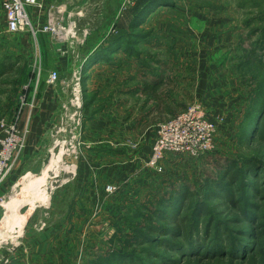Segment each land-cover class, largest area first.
Returning a JSON list of instances; mask_svg holds the SVG:
<instances>
[{
	"label": "rangeland",
	"instance_id": "374dc122",
	"mask_svg": "<svg viewBox=\"0 0 264 264\" xmlns=\"http://www.w3.org/2000/svg\"><path fill=\"white\" fill-rule=\"evenodd\" d=\"M134 1L136 8L143 3ZM125 2L110 0L112 9H102L101 4L96 8L98 0H88L82 10L71 7L67 21L60 17L67 30L71 28L67 40L55 42L40 28L36 35L8 31L0 0V124L3 119L12 122L21 112L19 130L25 133L28 128V143L39 105L34 87L46 70L59 71L60 84H67L68 92L67 106L59 111L67 115L50 131L59 152L46 154L43 168L24 173L19 185L0 197V264L17 256L24 257L27 264L33 257L46 258L47 254L36 251L35 243L66 237L67 264H95L109 253L113 257L140 253L141 246L129 240L142 231L146 233L143 229L154 217L159 222L157 214L163 204L184 192L193 197L187 213L192 217L188 222L193 227L192 241H202L211 248L220 241L228 242L230 232L238 241L247 238L254 244L245 257L236 260L226 253L224 258L207 257L206 247L198 248L206 252L199 253L202 259L183 264H264L262 257L255 255L256 242L264 244V169L257 178L243 174L232 180L230 187L239 197L236 206L221 203V197H211L215 182L229 171L227 166L241 161V167L252 157L264 162V143L246 142L241 136L257 123L253 122L257 115L253 109L258 89L264 87V0H170V5L158 7L136 23L132 33H145L147 38L134 42L125 30L130 29L131 14L138 8L126 9ZM119 8L121 14L126 13L128 29L118 32L120 26L100 28L92 24ZM101 29L104 39L120 33L131 42L109 58L89 62L91 57L83 56L82 51L86 44L81 38L80 45L76 44L77 37H85L84 30L97 34ZM41 37L49 45L56 43L58 51L67 47L75 50L68 66L67 59L57 52L54 58L44 57ZM130 45L132 49H128ZM48 60L57 65L51 63L47 68ZM58 61H64L62 69ZM78 80L84 92L81 105L75 104ZM23 95L27 96L24 105L20 100ZM194 109L215 125L212 149L196 157L185 151L162 150L163 159L153 167L159 129ZM63 148L65 152H60ZM24 150L14 153L9 170L0 169V183L13 172ZM81 160L109 165L104 169L109 175L97 179L101 186H96L95 173L89 178L91 182L94 179L95 186L79 185ZM227 181L225 178L223 185ZM244 181L260 188L257 197L252 190L246 193L249 201L259 205L258 216L250 223L243 211H254L246 205ZM80 192L95 200L81 201ZM200 203L213 205L214 214L192 222V210ZM63 226L66 234L57 230ZM207 231L210 234L203 236ZM172 255V261L183 260Z\"/></svg>",
	"mask_w": 264,
	"mask_h": 264
},
{
	"label": "trees",
	"instance_id": "16d2710c",
	"mask_svg": "<svg viewBox=\"0 0 264 264\" xmlns=\"http://www.w3.org/2000/svg\"><path fill=\"white\" fill-rule=\"evenodd\" d=\"M142 2V5L137 7L138 10L134 12L135 14H131V18L128 22V28L130 29L126 27L127 23L125 20H127V18L124 17L126 14L125 11L123 12L119 25L117 26H120L118 32L121 31V28L128 29V31H125L128 32V37L130 38V40H132V42H134V40L140 41L147 38V35L145 33H132V30H135L136 28V23L140 22L143 16L152 14V12H154L155 9L160 6H167L171 4L170 0H143ZM130 8H136V3L130 5L128 9ZM126 16H128V13ZM130 40L126 41L125 35L120 33H118V35H113L106 38V40L99 47H97L96 50L93 51V54L90 56L91 58L89 59V62L92 59H102L103 57L109 58L110 54L117 52V50L119 51V49L121 50L122 48L126 49L127 45L125 47V43L128 44V42H131ZM129 48L132 49V46H128V49ZM260 87H262V84L260 85ZM262 108H264V87H262L260 90L258 89L257 103L255 105V108L253 109V111H255L257 114L255 120H253L254 123L257 122L256 125L264 119V112L262 111ZM256 125H250L249 129H246L243 132L241 136L244 141H260L264 143V121L258 126V129L253 132ZM240 163L241 161H236L232 166H227L226 170L229 171H227L225 178L228 179V184L223 185V183L226 182L224 175H222V180L219 183L215 182L217 184L216 189L213 193H211V197H221V203L236 206L237 201H239V197L236 195L235 191L232 190L230 187V185H232V180L238 177V175L243 176V174L245 177L246 175H253L257 178L259 176L256 174H258L259 170L264 169V162L258 157H252L251 159L247 160V162H244L241 167L239 166ZM212 182V184L214 185V181ZM242 188L244 192L243 196H246V205L250 206L254 211L253 213H250L251 211H249V209L247 208H245V210L243 211L246 222L250 223L254 220V218L258 216L256 212L259 211V205L257 206L256 203L249 201L247 198L248 195L246 193L247 191L252 190L254 195L253 197H257L260 194V188H258V185L253 187L248 181L243 182ZM192 201V193L190 194L188 192H184L180 197L172 199L171 202L167 204L164 203L161 207V213L157 214V219H159V222L154 220V217L153 219H151L149 223L150 225L144 227L143 230H146V233L142 231L129 240V243L132 240L133 243H136L141 246V250L139 251L140 253H128L130 255L124 257H113L112 255L110 256L109 253L106 259L103 258L102 260L95 261L94 263L183 264L186 263V261L190 262L193 260L202 259L201 256H199V253L206 252L197 249L206 246L202 241L199 242L191 240L192 233L190 234V232L192 231L193 227H191L188 223L189 219H192L190 214L189 216L187 215L188 210H190L189 208L191 207ZM212 206L213 205H210L208 203H200L196 205V209L194 211L192 210V213L194 215V220H192V222L198 219L200 221V219L202 217H206V215H213L215 210H213ZM246 229L249 228L247 227ZM249 230L251 231V229ZM209 234V231L202 233V235L205 237ZM226 236L229 238L228 242L224 243V241H220L219 243L213 245L211 248H208V246L205 248V250L209 254V256L206 255L207 257L224 258V254L226 253V256H228V258L236 260L245 257L246 254L251 251V249L248 251L249 248L253 249L252 245L254 243L247 238L238 241L234 235L230 234V232L229 235ZM179 238L183 240L182 243L176 242V240ZM256 246L257 253L255 255L259 254L262 257V262H264V244L260 241H257ZM172 254H177L178 257H183V260L180 263H178V261H172L174 258ZM1 264H16V262H3Z\"/></svg>",
	"mask_w": 264,
	"mask_h": 264
},
{
	"label": "crops",
	"instance_id": "0c3cea01",
	"mask_svg": "<svg viewBox=\"0 0 264 264\" xmlns=\"http://www.w3.org/2000/svg\"><path fill=\"white\" fill-rule=\"evenodd\" d=\"M88 0H43L42 6H30L29 12L30 16L32 18V22L36 26V28H42L43 24L45 23L47 19V15L49 12H52V10H55L58 7H61L64 12L61 13V17L67 21L68 13H71V7H79V9L85 8ZM110 0H98V3L96 4V8L101 6V8H107L112 9L108 6V2ZM101 4V5H100ZM76 9V8H75ZM127 9V8H126ZM124 12V11H123ZM122 12V14H123ZM75 14V12H73ZM121 8L115 10L114 14L107 13L106 16H102V19H95L92 24L103 28V27H109V26H118L119 22L121 20ZM6 18V15H5ZM95 30V29H94ZM91 30H84L85 37H78V39H82L86 45H83V53L85 57H90L93 54V51L96 50L97 46H100L99 44L103 42L105 39L103 38V29H101V32L99 31L97 34H90ZM90 34V36H88ZM85 38V40H84ZM46 40V39H45ZM43 37L39 39L41 48H44L43 51L45 58H54L55 53L57 52L59 56H61L63 59H67L65 63L68 66V60L69 58L73 57V52L75 50H70L69 47L67 49H63L62 51H58L56 48V43L50 44L45 41ZM38 42V43H39ZM76 44L80 45V42L76 40ZM66 48V47H65ZM73 48V47H72ZM56 53V54H57ZM42 54V57H43ZM57 65L55 61H45V65L48 68L49 64ZM59 67L62 69L64 67V61L59 62ZM57 68V67H55ZM50 70H46L44 73V77L41 79L40 84L38 85V91H37V101H38V108L35 112V115L33 117L31 124V131L29 134V140L27 143V146L23 152V156L19 159L15 169L13 172L3 181L0 183V197H6L10 192L13 191L14 188H16L19 185L20 178L24 175V173L34 172L40 168H43L45 161L46 154L53 153L54 151L59 152L60 149L55 148L54 143L56 140L53 139V137L50 134V131L52 127L54 128V123L58 121H64L63 117H65L66 113H59L62 112L63 108H66L67 106V84H60L58 86H51L46 83V79L49 75L48 72ZM39 82V81H38ZM18 104V103H16ZM12 114V111H11ZM62 116V117H61ZM149 150V149H147ZM60 152H64V148L61 149ZM101 152V159L104 158L102 156ZM80 186H90L94 185V179L93 182L91 180L89 181V178L91 174L95 173V179H96V186H101V183L97 180L99 177H106L109 175L107 172H104V169L109 167V165L104 163H94L90 164L88 161H82L80 163ZM91 169L94 171L91 172ZM111 171L114 169L111 168ZM90 171V172H89ZM159 171V170H158ZM160 170L159 172H161ZM91 173V174H90ZM158 173V172H157ZM161 173H164L161 172ZM66 183V182H65ZM67 185V184H65ZM45 191V190H44ZM129 193L131 192V188L129 187L127 190ZM132 194V193H131ZM130 195V194H129ZM79 196L82 200H87V198H91L92 200H95L94 197L88 196L87 193L80 192ZM66 226V225H65ZM58 227L57 230L62 231L64 234L67 233V229H64V227ZM53 230V229H51ZM55 230V229H54ZM59 231H56L55 233H58ZM34 248L36 251H38L39 255L47 254L46 258H32L31 264H67V237L61 240H42L37 241L34 245ZM62 250V252L59 251ZM43 252L41 253L40 252ZM6 262V261H4ZM8 262H16V264H27L25 263L24 257H16L11 259ZM7 262V263H8ZM29 264V263H28Z\"/></svg>",
	"mask_w": 264,
	"mask_h": 264
},
{
	"label": "built area",
	"instance_id": "2783aa9c",
	"mask_svg": "<svg viewBox=\"0 0 264 264\" xmlns=\"http://www.w3.org/2000/svg\"><path fill=\"white\" fill-rule=\"evenodd\" d=\"M42 1L43 0H2L8 31L13 33L27 31L36 35L38 28H36L32 22L29 7H41ZM134 2V0H126L124 8H128L130 5L134 4ZM62 12L64 11L61 7L49 12L46 22L41 28V30L49 34L55 42L66 41L71 30V28L67 30V25L64 26L60 20ZM75 35L76 34L72 33L71 36L75 37ZM77 41L81 42L78 37ZM48 75L47 84L51 86L60 85L61 74L59 71L53 70V72H49ZM74 90L76 96L75 104L81 105L82 94L84 92L79 80L76 81ZM34 91H38V85L36 84ZM36 92L33 93V96ZM29 95L32 96L31 93ZM25 96L23 95L20 99L23 101V105ZM35 98L36 95L33 101H35ZM34 104L35 103H33L32 107L35 106ZM20 116L21 112L16 114L12 122H7L8 120L6 121L3 119L0 124V169L4 171L6 168H8V170L11 168L10 162L14 153H22L27 143L26 137L28 128H25V133L19 130L21 122ZM215 131V125L212 120L200 113L197 109L191 110L187 114L177 116L170 125L166 124L159 129V137L152 157V166L157 167V161L162 158V150L173 152L185 151L191 153L195 157L211 150L214 146L213 134ZM110 190L113 191L112 187H110Z\"/></svg>",
	"mask_w": 264,
	"mask_h": 264
}]
</instances>
